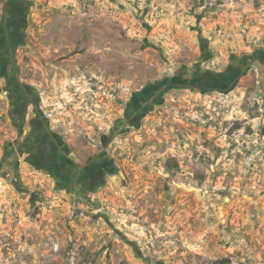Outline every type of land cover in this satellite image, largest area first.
I'll use <instances>...</instances> for the list:
<instances>
[{
    "label": "rangeland",
    "instance_id": "rangeland-1",
    "mask_svg": "<svg viewBox=\"0 0 264 264\" xmlns=\"http://www.w3.org/2000/svg\"><path fill=\"white\" fill-rule=\"evenodd\" d=\"M6 2L0 264H264V0Z\"/></svg>",
    "mask_w": 264,
    "mask_h": 264
},
{
    "label": "flooded vegetation",
    "instance_id": "flooded-vegetation-1",
    "mask_svg": "<svg viewBox=\"0 0 264 264\" xmlns=\"http://www.w3.org/2000/svg\"><path fill=\"white\" fill-rule=\"evenodd\" d=\"M4 5V12L2 15V21L6 23V28L5 32L3 28H0V67H1V72L4 71L3 64L5 62H2L4 59L7 58L8 56V44L11 45V40H12V33L16 32L14 27L15 25L20 27L18 24L21 25L22 17H20V20H17L16 22H11L14 20V9H10V4L7 2L3 4ZM7 5V6H6ZM12 16V18H11ZM11 20V21H10ZM10 23V24H9ZM11 24H13L11 26ZM15 24V25H14ZM5 51V52H4ZM7 51V52H6ZM11 53V49H10ZM12 66L14 68V63L13 60L9 61L7 68ZM6 68V69H7ZM3 76V75H2ZM19 85H20V90L23 92L25 91L27 96H29L28 91L26 88L23 86L22 82L18 80ZM18 90H10L8 91L11 96H15L16 98L18 97V93L16 92ZM16 92V93H15ZM19 100L15 102L17 104L18 109L20 110V115L19 117H13L11 114H8V117L10 118V121L14 124L16 130L18 131V134L23 136L24 129L26 128L25 122L26 120V105L20 104L22 103V98L21 96L18 97ZM30 105L32 106L33 112H35V116L32 119H38L37 123L36 120H34L33 123H30V125L34 126L32 127V130L29 132V134L25 135L24 138L31 141V147L27 146L26 148H22L21 150V143H20V150L23 151L25 149L27 158L26 161L34 166L37 169H42L46 170L47 172H55L57 175L64 173L66 168L65 166L68 165V163H73L74 160H72L68 154H66L65 150L58 145V138L52 136L51 141H47L45 134L46 130H48L47 123L44 122V118L41 116V112L39 110L37 101L35 99H31ZM25 133V132H24ZM23 141V140H22ZM24 145V143L22 144ZM34 145V146H33ZM47 149V150H45ZM8 151V149H6ZM46 151V152H45ZM86 166H84V172L87 173L86 171ZM93 176V174H91ZM91 179V177H90ZM91 181V180H90ZM93 181V180H92ZM94 182V181H93Z\"/></svg>",
    "mask_w": 264,
    "mask_h": 264
},
{
    "label": "trees",
    "instance_id": "trees-1",
    "mask_svg": "<svg viewBox=\"0 0 264 264\" xmlns=\"http://www.w3.org/2000/svg\"><path fill=\"white\" fill-rule=\"evenodd\" d=\"M220 263H221V264H226V261H221Z\"/></svg>",
    "mask_w": 264,
    "mask_h": 264
}]
</instances>
